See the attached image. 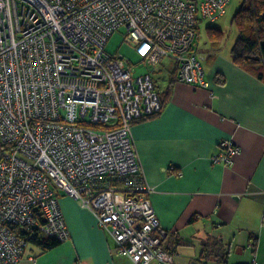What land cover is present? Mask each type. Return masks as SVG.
Here are the masks:
<instances>
[{"label":"built area","instance_id":"2783aa9c","mask_svg":"<svg viewBox=\"0 0 264 264\" xmlns=\"http://www.w3.org/2000/svg\"><path fill=\"white\" fill-rule=\"evenodd\" d=\"M231 2L0 0V264H19L29 235L69 240L60 193L89 208L135 264H175L133 126L162 110L153 72L164 60L179 82L212 87L199 23L223 18ZM122 28L151 72L135 76L106 51ZM220 149L213 161L227 166L241 152L232 139Z\"/></svg>","mask_w":264,"mask_h":264},{"label":"crops","instance_id":"0c3cea01","mask_svg":"<svg viewBox=\"0 0 264 264\" xmlns=\"http://www.w3.org/2000/svg\"><path fill=\"white\" fill-rule=\"evenodd\" d=\"M220 49L211 32L197 49L210 89L179 82L176 64L164 60L153 72L162 110L133 126L149 199L167 232L163 247L175 264H264V78L235 63L234 48ZM225 139L241 148L231 166L213 161ZM58 197L69 240L46 253L30 245L19 264H135L89 208ZM212 240L223 245L225 261L204 259Z\"/></svg>","mask_w":264,"mask_h":264},{"label":"trees","instance_id":"16d2710c","mask_svg":"<svg viewBox=\"0 0 264 264\" xmlns=\"http://www.w3.org/2000/svg\"><path fill=\"white\" fill-rule=\"evenodd\" d=\"M233 21L239 32L233 51L235 63L247 71H253L259 78H264V0H244ZM210 30L212 40L220 42L219 38L223 33L213 28ZM28 241L43 253L62 243L44 235H29ZM256 243L255 241L254 247ZM224 251L223 245L218 240H212L205 244L203 257L225 261L227 255Z\"/></svg>","mask_w":264,"mask_h":264},{"label":"rangeland","instance_id":"374dc122","mask_svg":"<svg viewBox=\"0 0 264 264\" xmlns=\"http://www.w3.org/2000/svg\"><path fill=\"white\" fill-rule=\"evenodd\" d=\"M243 1L244 0H232L228 7L227 14L217 22L204 19L199 23L196 49L199 50L205 47L206 43L210 41V29L216 28L220 29L223 33L219 38V41H221L220 52L228 53L232 51L239 34L237 25L233 19ZM125 34L126 29L124 28L114 33L106 46V51L112 55L117 53L123 55L128 64L134 67L135 76L151 72L152 68L142 61L135 49L124 42ZM161 82H163V80ZM162 86H164V84Z\"/></svg>","mask_w":264,"mask_h":264}]
</instances>
